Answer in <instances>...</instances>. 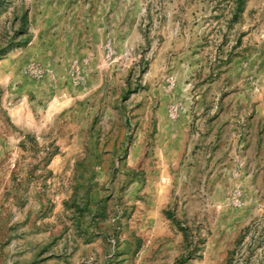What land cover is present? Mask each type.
Returning a JSON list of instances; mask_svg holds the SVG:
<instances>
[{"label":"rangeland","instance_id":"obj_1","mask_svg":"<svg viewBox=\"0 0 264 264\" xmlns=\"http://www.w3.org/2000/svg\"><path fill=\"white\" fill-rule=\"evenodd\" d=\"M0 264H264V0H0Z\"/></svg>","mask_w":264,"mask_h":264}]
</instances>
